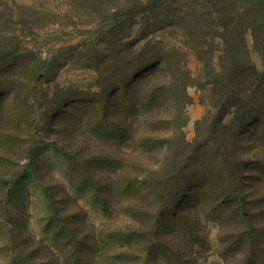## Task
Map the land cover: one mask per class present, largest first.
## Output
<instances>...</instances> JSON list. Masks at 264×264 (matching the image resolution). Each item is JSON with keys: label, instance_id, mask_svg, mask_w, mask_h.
I'll use <instances>...</instances> for the list:
<instances>
[{"label": "trees", "instance_id": "16d2710c", "mask_svg": "<svg viewBox=\"0 0 264 264\" xmlns=\"http://www.w3.org/2000/svg\"><path fill=\"white\" fill-rule=\"evenodd\" d=\"M83 1L93 12L96 38L74 59L96 73V91L52 87L61 56L20 59L23 38L42 28L43 19L0 5L1 221L17 229L13 210L27 185L42 179L36 151L48 140L104 203L122 202L133 224L124 234L142 242L124 255L146 254V264H197L210 251L205 230L211 223L218 258L203 264H264V0ZM172 27L181 31L182 45L149 39ZM248 32L262 70L251 58ZM190 54L200 65L196 78ZM193 87L207 111L189 140L184 129ZM84 110L95 115V139L72 140L69 121ZM138 137L137 155L148 157L147 164L129 174L120 163L132 153L120 150ZM118 151L122 157L114 156ZM72 208H64L61 228L74 238L78 264H90L95 231L82 222L80 206ZM114 230L112 238L121 236ZM15 233L25 240L21 230Z\"/></svg>", "mask_w": 264, "mask_h": 264}, {"label": "rangeland", "instance_id": "374dc122", "mask_svg": "<svg viewBox=\"0 0 264 264\" xmlns=\"http://www.w3.org/2000/svg\"><path fill=\"white\" fill-rule=\"evenodd\" d=\"M0 3H2L1 8L8 6L16 11L22 8L23 14L29 13L31 17L43 19V22L42 20L37 22L43 23V27L40 26L42 28L36 29L34 34L23 38L18 54L20 59L27 60L30 55L36 54L37 57L50 61L61 56V63L64 64L52 82V87L58 85L60 89L97 90L96 73L91 69L82 68L79 65L80 62L74 59V54L82 49L81 46L84 43L96 38V27L89 25L93 12L88 3L83 0H0ZM119 3L110 2L108 6L114 7ZM14 19H20V13L16 12ZM245 38L252 60L256 67L262 70L261 58L252 49L250 32ZM149 39L163 41L168 48L182 45V33L176 27L158 31ZM147 40L137 43L134 47L135 54L141 50ZM188 61L191 74L196 78L200 72L199 62L193 54L188 56ZM188 91L193 98V103L187 108L188 122L184 131L186 137L191 140L195 135L196 121L205 114L207 106L202 100L203 93L200 90L193 87ZM76 101L86 102L82 98ZM135 118L141 119L140 115H136ZM230 119L229 116L226 121ZM96 122L95 115L91 111L84 110L70 119L68 136L72 140L93 141ZM142 136L144 135L139 137ZM139 137L134 141H124V146L120 150H128V153H132L129 158L120 163L123 167L126 166L129 174L133 173L134 169L139 170L138 166L147 164L148 157L137 155L142 148L135 143L140 139ZM90 154L88 155L92 156L94 153ZM114 156L122 157V154L120 155L118 151V154ZM36 158L43 164V167L40 165L42 179L27 185L20 208L13 210V215L19 218L17 229H14L11 223L0 219V264H26L24 258L28 264H78L74 252V238L61 228V218L67 214L64 208L71 207L76 211L72 208L75 203L83 211L82 222L84 221L89 231L91 227L95 231L97 246L92 249L89 256L90 264H146L150 261L146 254L141 256L137 252L129 251L126 256L123 253L128 247L132 250L141 248L142 242L131 234H124L128 231L126 226L131 224V221L122 210V202L114 199L106 200L104 203L103 199L105 201L106 197L96 196L93 192L94 187L89 182L83 183L78 171H73L72 165L51 146L50 141L39 143ZM107 165L120 166L117 162L115 164L107 162ZM64 199L65 206L62 203ZM116 227L120 228L121 236L112 238L111 232L115 231ZM18 229L22 231L25 238L22 242L17 240L18 236L15 232ZM205 232L208 234L210 251L200 255L197 264L211 262L218 258L216 255L219 248L218 231L209 223ZM22 249L26 254L23 259L19 256Z\"/></svg>", "mask_w": 264, "mask_h": 264}]
</instances>
